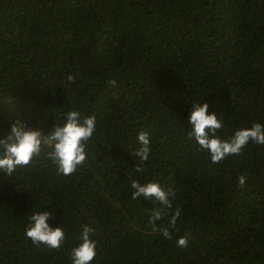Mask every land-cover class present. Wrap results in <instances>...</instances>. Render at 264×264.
<instances>
[{"label":"trees","instance_id":"16d2710c","mask_svg":"<svg viewBox=\"0 0 264 264\" xmlns=\"http://www.w3.org/2000/svg\"><path fill=\"white\" fill-rule=\"evenodd\" d=\"M197 103L224 140L264 124V0H0V137L17 119L45 135L70 110L97 120L72 176L43 154L0 174V264H72L85 225L99 242L91 264H264V146L213 164L187 136ZM142 130L141 175L131 153ZM132 180L175 193L171 240L149 223L158 202L132 199ZM33 211L64 229L59 251L26 239Z\"/></svg>","mask_w":264,"mask_h":264},{"label":"clouds","instance_id":"9594fccd","mask_svg":"<svg viewBox=\"0 0 264 264\" xmlns=\"http://www.w3.org/2000/svg\"><path fill=\"white\" fill-rule=\"evenodd\" d=\"M67 80L74 83L76 77L69 75ZM109 87H116L115 79L108 80ZM209 113V105L204 103L193 104L189 117L190 130L187 133L189 140H194L199 146L198 150L206 152L213 164L222 163L226 158L239 155L249 144L264 146V124L254 123L250 128L236 130L230 139L224 140L218 136L223 128V122L218 119L215 112ZM62 125L56 124L52 131L45 135L40 130L28 129L26 124L17 119L12 123L10 132L0 137V174L13 177L17 169L30 168L43 156L55 166L56 174L61 177H70L78 169L85 166L88 160L86 151L89 141L96 132V116H83L77 110H70L64 116ZM139 147L132 151L134 157L139 158L135 172L143 174V164L149 161L151 153L150 134L140 131L137 136ZM248 177H238V189L246 186ZM132 199L143 197L149 201H156L160 205L151 211L149 223L153 231H158L168 240L172 239V232L178 230L177 221L181 217L183 209L176 206L174 212L170 197L175 193L172 190L165 191L156 182H147L141 185L137 180H132ZM169 217L166 225L157 227V222ZM51 212L40 213L33 211L28 217L29 223L25 229V237L36 247H45L59 251L65 242V231L62 227H51L48 223L53 219ZM95 229L83 226L79 235L80 243L70 253L72 264H91L95 259L98 241L91 237ZM189 237L183 236L177 239L178 248H187Z\"/></svg>","mask_w":264,"mask_h":264}]
</instances>
